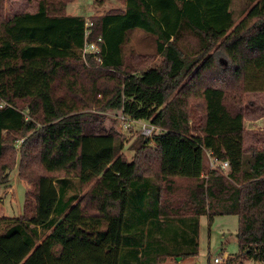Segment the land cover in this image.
Returning <instances> with one entry per match:
<instances>
[{"label":"trees","instance_id":"trees-1","mask_svg":"<svg viewBox=\"0 0 264 264\" xmlns=\"http://www.w3.org/2000/svg\"><path fill=\"white\" fill-rule=\"evenodd\" d=\"M71 2L7 18L0 0V185L15 167L31 184L30 214L0 210V264L194 257L204 215H236L241 254L264 262V126L246 127L264 116V0L239 20L235 0H125L91 18ZM87 19L101 64L82 55ZM137 29L156 36L137 60L160 63L129 68ZM94 104L162 130L128 160L124 134L82 112ZM207 151L230 170L204 177Z\"/></svg>","mask_w":264,"mask_h":264},{"label":"rangeland","instance_id":"rangeland-1","mask_svg":"<svg viewBox=\"0 0 264 264\" xmlns=\"http://www.w3.org/2000/svg\"><path fill=\"white\" fill-rule=\"evenodd\" d=\"M39 1L8 0L7 18L23 12H35L38 8ZM124 9L125 0H102V2H98L97 0H73L67 6V14L91 18L94 15H101L115 10L124 11ZM244 9L245 0H235L233 10L237 20L245 15L246 11ZM130 39V51L132 52H129L126 56V63L130 65V69L139 70L161 62L160 57H155L148 61L137 60L140 52L147 53L154 50L156 36L145 32L143 29H137L130 33ZM186 41H190L192 46L197 45L193 37L187 38ZM86 64L88 65V59L86 60ZM82 112L87 113L91 117H95L106 129L113 128L124 134L125 142L122 152L128 160H132L135 157L137 151L140 150L141 144H147L154 134L161 132V130H156L155 133H149L148 121L136 120L135 122L129 123V120L125 121L121 111L102 110L98 106H95V104L83 108ZM192 118L191 125L196 122L197 115L195 113L192 114ZM248 120L246 127L264 126V116L260 117L258 114H251ZM22 141V139L16 141L18 147H20ZM150 148L154 150L155 144L151 143ZM37 168L41 169L40 166H37ZM208 169L209 166L205 173ZM7 176V180L0 185L1 213L9 217L30 214L31 210L27 207L25 208V202L27 191L31 188V184L28 180L20 178L19 170L16 167L10 170ZM179 183L181 185V181ZM238 228L239 219L236 215L215 216L212 222L208 215L202 216L199 232V254L194 257L185 258L181 264H214V260L217 257L222 260L228 258V264H264V262L256 261L247 254H241L237 237Z\"/></svg>","mask_w":264,"mask_h":264},{"label":"built area","instance_id":"built-area-1","mask_svg":"<svg viewBox=\"0 0 264 264\" xmlns=\"http://www.w3.org/2000/svg\"><path fill=\"white\" fill-rule=\"evenodd\" d=\"M92 21L90 19H87L86 23H85V36H86V40H85V44L82 48V55L85 58V60H87L89 55H93L94 59L101 64L102 63V55H101V42H102V38H98V41H93L90 42L88 41V36L91 33L90 27L92 26ZM125 119V121L129 120V123L131 122H135L136 120H131L127 117H123ZM250 128V127H247ZM156 130H162L160 127L153 125L151 123H149V128L148 131L149 133H155ZM207 156H208V164H209V169L208 171L205 173L203 172V176L207 177L208 176V172L210 169L213 168H220L221 170L228 172L230 170V164L228 160H224V161H219L217 158L213 157L211 155L210 151H207ZM214 264H228V258L225 260H222L221 258L217 257L214 260Z\"/></svg>","mask_w":264,"mask_h":264},{"label":"crops","instance_id":"crops-1","mask_svg":"<svg viewBox=\"0 0 264 264\" xmlns=\"http://www.w3.org/2000/svg\"><path fill=\"white\" fill-rule=\"evenodd\" d=\"M14 186V185H13ZM5 217H9L7 215H3ZM185 258H181V260L177 259H172V258H168L163 264H181V262L184 260Z\"/></svg>","mask_w":264,"mask_h":264},{"label":"water","instance_id":"water-1","mask_svg":"<svg viewBox=\"0 0 264 264\" xmlns=\"http://www.w3.org/2000/svg\"><path fill=\"white\" fill-rule=\"evenodd\" d=\"M179 260H181V258H178Z\"/></svg>","mask_w":264,"mask_h":264}]
</instances>
